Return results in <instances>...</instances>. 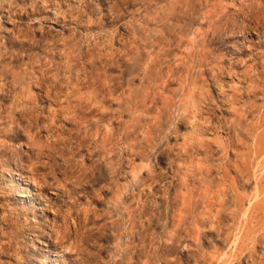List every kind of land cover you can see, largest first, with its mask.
Segmentation results:
<instances>
[{
	"label": "clouds",
	"instance_id": "obj_1",
	"mask_svg": "<svg viewBox=\"0 0 264 264\" xmlns=\"http://www.w3.org/2000/svg\"><path fill=\"white\" fill-rule=\"evenodd\" d=\"M0 264H264V0H0Z\"/></svg>",
	"mask_w": 264,
	"mask_h": 264
}]
</instances>
